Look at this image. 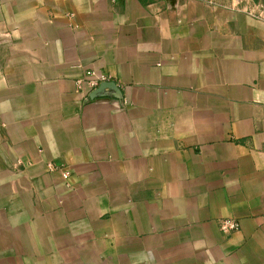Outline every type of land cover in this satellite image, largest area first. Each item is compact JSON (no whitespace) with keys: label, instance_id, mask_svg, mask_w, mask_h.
Here are the masks:
<instances>
[{"label":"crops","instance_id":"1","mask_svg":"<svg viewBox=\"0 0 264 264\" xmlns=\"http://www.w3.org/2000/svg\"><path fill=\"white\" fill-rule=\"evenodd\" d=\"M0 264H264V0H0Z\"/></svg>","mask_w":264,"mask_h":264},{"label":"built area","instance_id":"2","mask_svg":"<svg viewBox=\"0 0 264 264\" xmlns=\"http://www.w3.org/2000/svg\"><path fill=\"white\" fill-rule=\"evenodd\" d=\"M112 78L109 74L101 70L88 69L84 70L82 76L75 81L76 92L84 95L86 102L90 101L88 93L100 85L111 83ZM48 171H60L64 180L69 177V173L61 166H56L53 163H47ZM219 229L223 234H230L239 229V223L235 220L224 219L219 222Z\"/></svg>","mask_w":264,"mask_h":264},{"label":"water","instance_id":"3","mask_svg":"<svg viewBox=\"0 0 264 264\" xmlns=\"http://www.w3.org/2000/svg\"><path fill=\"white\" fill-rule=\"evenodd\" d=\"M109 84H113V83H107V84H103V85H100L99 87L107 86V85H109ZM89 98H90V100H91V99H93V97H92V96H90V95H89Z\"/></svg>","mask_w":264,"mask_h":264}]
</instances>
